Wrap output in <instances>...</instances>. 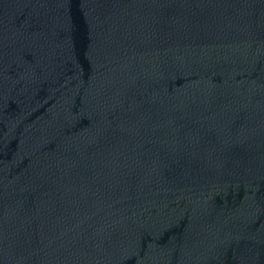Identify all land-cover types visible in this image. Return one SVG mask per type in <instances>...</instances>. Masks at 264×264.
Masks as SVG:
<instances>
[{"label": "water", "instance_id": "obj_1", "mask_svg": "<svg viewBox=\"0 0 264 264\" xmlns=\"http://www.w3.org/2000/svg\"><path fill=\"white\" fill-rule=\"evenodd\" d=\"M0 264H264V0H0Z\"/></svg>", "mask_w": 264, "mask_h": 264}]
</instances>
